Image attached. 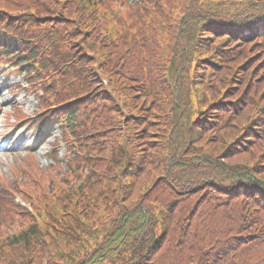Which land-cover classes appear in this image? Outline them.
<instances>
[{
  "label": "trees",
  "instance_id": "1",
  "mask_svg": "<svg viewBox=\"0 0 264 264\" xmlns=\"http://www.w3.org/2000/svg\"><path fill=\"white\" fill-rule=\"evenodd\" d=\"M151 3L155 4L157 11L143 23L144 31L152 37L150 48H156L158 43L165 44L170 36L171 42L181 48L175 52L174 44H171L170 50L164 52V65H157L153 52L150 53L153 91L154 94L160 91L152 96L156 103L153 111L149 116H136L138 108L134 106L127 121L120 114H105L103 122L116 120L111 127L115 137L113 146L109 152L97 154L96 162L91 163L94 174L90 188L70 211V228L43 238L39 243L41 248L35 251L15 250L6 257L0 249V264H152L159 251L156 250L166 240L167 228L173 218L177 221L181 209L191 214L188 218L190 225L194 220L201 221L197 225L200 240L192 246V258L195 259L192 264H203V253L213 244L207 245L208 234L199 228L215 231L209 220H217L220 215L214 201L219 202L224 196L219 189L231 181L256 183L264 189V164L248 163L246 158L251 157L248 155L254 150L253 146L249 148L246 142L239 145L242 136L238 134L251 127L259 131L258 144L264 146V122L253 126L251 123L255 100L245 99L243 106L239 103L237 114L228 112L231 103L237 102L232 101L234 97L228 89L221 97L217 89L215 92L208 90L213 94L209 95L212 100L203 94V84L195 85L188 79L190 69L196 68L200 62L221 68L216 60L202 58L203 48L208 50L211 47L210 42L206 44L208 36L219 37L221 27L226 30L222 37L227 41V37L236 36L244 29L252 30L258 17H264V0H152ZM91 7L87 8L91 26L87 32L96 56L106 38V21L102 15L98 17L97 8ZM74 10L85 18L84 8L77 5ZM107 44H104L105 48L113 51ZM200 52V59H196L195 54L198 56ZM217 53L219 61L222 57L227 59L226 51ZM127 55H123L127 74L122 78L115 73L109 76L113 91L120 100L125 104L128 100L132 102L127 104L129 108L136 102L135 95L123 86L122 79L126 85L130 79L138 78V68L128 66L130 58ZM236 66L240 67L237 62L233 68ZM243 76L240 70L239 77L248 79ZM223 77L221 73L216 83ZM241 79H236V83ZM251 86L257 85L252 83L247 91L253 88ZM260 86L263 84L257 88ZM260 94L264 102V90ZM203 123L212 128H202ZM121 124L125 125V130ZM227 131L226 140L223 137L224 142L219 143L217 136ZM210 132L212 137H207ZM234 134V137L238 135L236 139L232 137ZM213 136L214 142L210 141ZM259 139L247 138L250 141ZM213 144L217 147L212 150ZM220 181L223 182L220 184ZM237 190L243 191L244 188L238 187ZM228 197L234 200L233 195L228 194ZM210 199H214L212 205L208 203ZM169 202L172 204L170 210L166 206ZM203 209L209 211L204 215ZM243 212L247 213V210ZM258 212L254 218L240 220L239 207L237 219L228 218L238 226L244 222L241 226L244 231L262 230L264 215ZM162 227L166 230L160 232ZM184 249L191 251L190 247Z\"/></svg>",
  "mask_w": 264,
  "mask_h": 264
},
{
  "label": "rangeland",
  "instance_id": "2",
  "mask_svg": "<svg viewBox=\"0 0 264 264\" xmlns=\"http://www.w3.org/2000/svg\"><path fill=\"white\" fill-rule=\"evenodd\" d=\"M178 12L180 11V8H178L177 10ZM260 28H264V25H260ZM170 34H173V30L169 31ZM216 40V39H215ZM210 42L211 47L208 50H205V48H203V57H207L206 59H209L210 61L212 60H216L217 63L219 65H221V68H218L215 66V64H210L205 66L203 64H206V62L203 63H199L196 68L194 69H190V73H189V80L193 81V84L195 85H201L203 84L204 87L203 88V94H206L207 96H209L211 94V92H209L208 90H213V92H215V89L218 90V92L220 93V97L223 96V93L226 92V90L228 89V91H230V95H232L234 97V99H232V101H239L240 98L245 99L246 101H249L250 99H254V108L252 111V117H258V113H259V109L261 107L264 106V102H262V98L259 99L260 97H262L263 95H259V97L255 94H260L264 89L263 86H260L257 88V86L260 84L262 85V83H257V78H258V72L255 71L252 74V71L254 69V67H250V68H244V66L242 67H234V63L237 62L238 65L240 66L242 64V62H240V60H224L222 57V60L219 62V60L217 59L216 55H219L216 51V49L220 46L221 41H215L212 42L210 41H206V44ZM171 44L173 45V50L175 52H177V50H181V48L174 42H171V36L168 38L167 42H165V46H163L161 49H159L157 46L154 51H156V63L164 65V62L162 61L165 56H164V52H166L167 50H170ZM201 52L200 54H198V59H200ZM208 63V62H207ZM241 72L244 74L243 77H247V80H242L239 77V72ZM193 71V72H192ZM230 71V73L228 72ZM221 73H223V78L216 83L217 79L220 77ZM236 79H241L236 83ZM252 83H254V85L257 86H251L252 89L249 90V92L246 91L248 90V87L250 85H252ZM129 88H133L135 87L137 84L130 82L128 83ZM194 85V86H195ZM202 91V90H201ZM213 95V94H211ZM210 97V96H209ZM212 100V96L210 97ZM219 99V98H218ZM5 99H3L4 101ZM31 99L27 100H18L16 101L15 104H20L21 106L24 107V109L26 110V112L29 114L33 111L34 109V105L33 103H30ZM216 100V99H215ZM142 105V102H141ZM152 111V110H151ZM150 111V112H151ZM229 111V110H228ZM251 110H249L250 112ZM145 112L144 110L138 112L136 115L138 116H142L145 117ZM205 114H209L207 112H205ZM12 109L11 107L8 108L6 110V112L1 116V126L4 127V129L6 130L9 126H12ZM264 110L262 111V115L260 116L261 118L258 119H262L260 121L264 120ZM149 116V115H147ZM256 125V123H252V126ZM146 127L143 128V130H145ZM244 131V134H243ZM257 132H254L252 130V128H246L245 130L242 129V132H240L238 135L241 137L242 134V138L240 139L242 142L239 145H242L243 141L245 142L246 139L248 137H250L251 135H254L256 138H261L260 135H256ZM229 135V131L225 132L224 134L217 136V139H220L218 142L219 143H223L224 139L223 137H225V140L227 138V136ZM231 135V134H230ZM237 135V136H238ZM235 134L232 136L233 139L237 138L234 137ZM207 137H212V133L210 132ZM207 137H205L204 139H206ZM210 141L214 142V136L213 138H211ZM216 142V143H218ZM227 142V141H226ZM259 140H253L250 142H246L249 143L250 145H247L249 148L250 146H253V151L251 152V154H249L248 156H251L247 159L248 163L251 164H264V152L262 154V149H264V146L261 145L259 146ZM215 143V144H216ZM213 144L212 146V150L215 149L217 147V145ZM219 147V146H218ZM223 148V147H220ZM262 148V149H260ZM259 150V151H258ZM104 151H106V147L103 148L102 152H100L99 154L103 155ZM109 152V151H108ZM60 154L62 155V157H64L63 152H60ZM261 154L263 155V158L261 157ZM24 154H21L18 158L13 159V156H7L5 158V160L0 163V174H4L6 175L11 182H13L15 180L14 178V174L12 172V170L10 169V163H17L19 168L21 170H29L30 168L27 167L26 165H28V162L26 160L23 159ZM13 159V160H12ZM66 159V158H65ZM59 160L61 161V164H57L58 166H60L62 168V171H67L68 168V160ZM260 160V161H259ZM7 161V162H6ZM40 162L38 164H40L41 168L43 170H46L47 167L51 164V161H47V160H39ZM49 162V163H48ZM25 166V167H24ZM97 175V174H96ZM64 177V176H63ZM63 177H59L60 180L63 179ZM83 182V179H82ZM42 195V194H41ZM170 205H172L170 202L167 203L166 206H168L167 208H169V210L172 208ZM204 210V209H203ZM220 210V215L219 218L217 220L211 221L209 220L214 228L215 231L210 230V228H202L200 227L199 230H203L205 235L208 234V241L209 243L207 245H211L212 243L214 244V241L211 239L215 240V244L214 247H208V249L210 250V256H214L216 257L219 254L218 248L216 251L212 252L211 250H213L215 248V246L219 245L221 243L222 246H225L227 244H230L233 241V236L234 235H239V234H243L245 235V233L243 232V230L241 228H239V226L237 224H233L232 220L228 218V214L224 211V209H219ZM209 210H204V215L208 212ZM27 212V210H26ZM191 214H189L188 212H184L182 209L180 210L178 216H177V221H174V218L172 219L170 226L167 228V235H166V240L163 242V245L160 249L156 250V254L153 257V261L152 264H192V262L195 261L194 258H192V246L194 244H197L200 240V238L198 237V230H197V225L201 224L200 222H197V220H194V224H189L188 218H190ZM12 217V216H11ZM20 220V219H18ZM0 221L2 223H4L5 219L4 216L1 217L0 216ZM176 222V223H175ZM22 222H20L19 224H21ZM8 223L5 225V227L2 228V231L0 232L1 234L4 233H8L10 231L11 228L7 227ZM205 226V225H204ZM206 227V226H205ZM163 230H166L164 227L160 228V232H162ZM216 236H220L221 239L216 238ZM204 241V239H203ZM195 242V243H194ZM200 244V243H199ZM184 247H190L191 251L190 252H186ZM207 249V250H208ZM223 250V248L221 249ZM220 250V254L221 253ZM204 258L206 257V251L204 253ZM44 264V262H43Z\"/></svg>",
  "mask_w": 264,
  "mask_h": 264
}]
</instances>
